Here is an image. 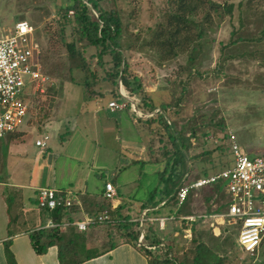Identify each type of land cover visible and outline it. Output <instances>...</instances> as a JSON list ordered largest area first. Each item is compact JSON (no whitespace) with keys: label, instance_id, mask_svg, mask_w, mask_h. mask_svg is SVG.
I'll return each instance as SVG.
<instances>
[{"label":"rangeland","instance_id":"rangeland-1","mask_svg":"<svg viewBox=\"0 0 264 264\" xmlns=\"http://www.w3.org/2000/svg\"><path fill=\"white\" fill-rule=\"evenodd\" d=\"M175 1H98L99 8L113 13L120 24L118 42L127 64L125 76L129 85L125 88L119 78L108 76L115 72L108 53L99 58L98 50L80 40L72 24L62 26L61 9L68 0H0V36L11 32L17 21L31 25L41 47L42 71L48 78L38 92L26 98L30 112L21 126L20 138L12 143L10 137L0 139V180L6 177L9 158H22L17 152L11 157L15 145L22 147L27 160L23 159L14 172L29 173L30 161L38 150L33 142L43 137L44 125L59 117L58 109L61 116L75 113L74 110L87 112L88 124L74 127L65 144H57L56 149L55 135L47 130L46 143L58 154L57 163H66L71 177L77 161L81 163L77 171L90 164L97 174L93 177L97 191L106 180L123 183L125 186L117 188L118 194L130 195L134 204L150 193L155 201L159 200L158 172L173 152L171 140L156 119L162 106L171 133L181 134L189 143L184 183L231 166L228 131L248 157L264 153V41H253L264 35V0H209L214 9L203 4L205 7H197L191 14L181 13L193 23L183 30L192 36L200 31L198 45L186 43L175 48L173 58L163 59L164 48L156 41L165 36L156 35L158 27L165 25L168 12L176 9ZM193 3L196 0H190L189 4ZM223 5L232 6L231 15L222 10ZM87 6L95 18V12ZM67 17H71V12ZM230 41L236 44L220 51ZM71 42L83 61L82 68L77 56L70 59L66 53L64 44ZM190 53L195 54L193 61L188 60ZM215 68L217 73H213ZM111 102L120 109L109 111ZM90 114H96V118ZM132 123L137 126V133ZM136 135L144 147L140 158L146 163H130L120 155L123 139H135ZM212 191L204 187L191 192L185 208L186 200L179 206L180 212L189 215L210 209L205 198ZM215 194V200L209 201L211 210L226 200L222 190ZM3 209L0 197V216ZM219 211H224L223 206ZM224 227V235L221 230L195 231L191 244L168 241L172 255L189 264L199 239L220 259V264H264V234L257 253L248 256L236 245L238 225L224 222ZM97 230L99 239L107 242L112 231L107 233L103 226Z\"/></svg>","mask_w":264,"mask_h":264},{"label":"crops","instance_id":"crops-1","mask_svg":"<svg viewBox=\"0 0 264 264\" xmlns=\"http://www.w3.org/2000/svg\"><path fill=\"white\" fill-rule=\"evenodd\" d=\"M74 112L75 113L61 116L59 115L58 109V112L56 113H58L59 117L54 119L55 116L53 115L51 118L52 120L54 119L52 123L42 127L41 131L44 132L43 137H46V140L44 141L45 147L39 148L34 145L36 141L42 140L43 137L41 139L36 138L34 140L33 145L38 148V150L35 151L34 156L30 161V171L28 174L23 175L19 172H14L17 165L21 164L23 159H27L23 153L22 147L20 148L19 145H15L11 148V157H13L12 154L14 155L17 152L16 154L21 155L22 158L19 159L17 156H14L17 158H9L7 164L8 169L5 172L6 177H3V180H0V197L4 203L2 216H0V264H60L56 245L49 246L43 253L37 254L33 250L30 243V235L33 234L34 231H47L53 229H56L60 234H63L65 241L67 239L74 240L75 242L84 245L86 250H92L96 253L95 257L84 260L78 264H150L146 255L142 252L141 246L137 244V240L121 241V239L117 238L114 240L116 243L111 248H108L106 245L107 242L103 239H99L100 235L98 234V227L91 229L87 228L83 232H79L74 228L42 229V227L49 221L69 222L81 219L82 214L87 213L84 212L80 199L93 198L96 201H99L101 199V193L103 192V187H101L98 191L95 188V181L93 182L95 178L93 177H97V174L93 172V168H91L92 166L90 164H85V170L79 169V171H77L76 169L81 164L77 161L78 165L73 172L74 176L71 177L72 172L68 169L66 163L62 162L61 165L58 164V154L51 151V149L47 146L46 141H48V136L46 135V132L52 131L53 135H55V142L53 146L54 149H56L57 144L61 146L65 144L67 135L71 133L74 127H82L88 124V120L86 119L88 116H86L87 112H82V114L80 112H76L75 110ZM90 115L93 116L92 118H96V114ZM60 118L61 120L59 121ZM132 125L137 133V126L133 123ZM21 126L15 132H12L14 134L10 133L7 135V137H10L8 138L9 141L12 139L11 143L16 141L17 137L19 139L20 135L23 133ZM13 135H15L14 139ZM84 138L87 139V137ZM143 150L144 147L139 144L138 137L136 135L135 139H123L119 152L120 155L125 157V159L130 161V163H146L148 161L140 158ZM219 171L220 170L217 172ZM105 182L111 181L106 180ZM111 184L115 190V198L113 201L105 202L109 207V211L112 213L117 212V216L119 217L126 216L128 218L127 222L138 224L136 228L133 227V230L136 233L138 232L136 239L142 235L141 245L145 247H153L155 245L143 239L144 233L141 231L143 230V224L140 222V215L146 211L149 212L147 214L148 219H154L160 216L174 217L173 221L166 223L162 229H158L155 223L151 224L153 227L152 230L155 234L154 237H156L155 239L161 242L159 245H164L168 249H171L170 245H168V241L170 240L175 243L191 244L192 240L195 238V231H199L201 233L217 230L219 233V230H221L223 235L227 233L222 219L214 218L215 220H211L207 218L204 220H194L192 222L178 219L180 217L184 218L188 216H201L215 213L211 210V202L208 203L210 206V212H205L203 210L200 213H191L189 215H184L181 212L178 213L177 210L180 209V207H177L175 203H171L170 206L167 205L166 207H164L162 202L158 205V207L151 205L150 203L147 204L146 208H142L141 205L147 200L148 195L145 200L136 201L134 204L132 202L133 198L130 195L123 197L122 194H118L117 188L125 186L123 183L118 184L114 181L113 183L111 182ZM40 188H53L56 191V194L60 195L69 193L73 196L74 200L79 202L81 212H79L76 207H72L71 210H75V213L69 216V221L66 220L65 217H61L57 221L52 220L48 212L37 207L36 193ZM10 192L13 193V195H11L13 198H11V203L9 202L8 204V201H10ZM153 201L155 202L154 199ZM186 205L187 204H185V206ZM91 214H93V212ZM187 234L190 235L189 239H186L185 237ZM106 239L109 240V237ZM197 242L198 241L195 243Z\"/></svg>","mask_w":264,"mask_h":264},{"label":"trees","instance_id":"trees-1","mask_svg":"<svg viewBox=\"0 0 264 264\" xmlns=\"http://www.w3.org/2000/svg\"><path fill=\"white\" fill-rule=\"evenodd\" d=\"M86 1V3H84ZM99 0H68L67 5L61 9V20L62 26L65 24H72L73 30L78 36L80 40H83L87 43L88 46L94 47L98 50L97 56L101 58L104 54H109L111 56V61L113 64L114 73L112 75H108L110 79L119 78L123 87L128 88V81L125 76L126 71V62L122 57V53L120 51V46L118 42V36L120 34V24L118 18L111 12H105L99 8L98 5ZM194 1V0H191ZM190 0H176V9L170 10L168 12L167 18L165 20V25H161L158 27L159 32L157 36H162L165 38L163 40H157L156 43L159 47L164 48V53L161 54V57L164 58H173L175 56V48L180 47L186 43L194 42L198 45V40L200 37V31L197 32L195 36L189 34V32L183 30V28L187 25H193L192 22L187 20L181 13L187 12L191 14L197 7H205L203 4H208L209 8L214 9V6L210 3L209 0H196V3L192 5L189 4ZM87 4L90 6V9L95 12L96 17L94 18L92 14H90L89 8ZM222 10L227 14L231 15L232 6L231 5H223ZM71 12V19L67 17V13ZM208 16H205L204 19H207ZM196 29L200 27V23L196 24ZM164 35V36H163ZM63 38V37H61ZM264 41V35H261L258 39L253 40L256 43ZM238 41V40H237ZM252 41V40H249ZM236 41H230L228 44L221 46L220 51L224 50L230 45H235ZM66 53L70 59H74L76 56L79 59L80 67L82 68L83 61L80 58L79 53L77 52L74 43L64 44ZM243 56V55H242ZM195 54L190 53L188 56L189 61H193ZM78 67V66H76ZM218 68V67H217ZM217 68L213 70V73H217ZM51 88V87H50ZM53 89V88H51ZM134 90L132 89L131 92ZM33 96L31 97V99ZM29 98V100H31ZM34 99V98H33ZM27 102V110L26 116L30 112V106L28 107ZM51 105V102H50ZM165 106L161 107V111L156 113L157 122L163 127L164 132L168 135L169 140H171V144L173 147V152L166 159L167 163L164 164L161 171L158 172L159 182L157 187V192L159 193V200L153 201L154 196L152 193L148 195L147 200L141 205L142 208H146L147 204L158 205L163 202L164 207L167 205L170 206L171 203H175V194L180 187L181 183L185 181L187 178V170L185 169V163L187 161L186 150L189 148V143L187 139L183 138L181 134L171 133V125H169L164 118L163 110ZM25 116V117H26ZM227 139V136H226ZM229 149V147H228ZM208 153V152H206ZM230 154V153H229ZM180 168V169H178ZM204 175L202 177H206ZM184 177V178H183ZM197 179V178H196ZM223 183L216 182L211 184L208 187L209 190H213L205 200L209 203L211 200H215L216 194L222 190ZM204 189V188H203ZM201 190V189H200ZM103 191V188H102ZM10 201L13 198V193L10 192ZM190 193L186 196L184 204L188 203ZM104 201V202H103ZM106 200L103 199L101 193V199L96 201L95 199L89 198H81L80 203L83 207V210L88 215L99 214V213H107L109 219L112 220V223H102L98 225H93L91 228H96L103 226L107 228L108 231H112V234H109V240L106 245L108 248H111L115 243L117 238L121 239V241H136L138 232L136 233L133 230V227H137L138 224L127 222L128 218L117 216V212L112 213L109 211L108 205L105 203ZM183 205V204H182ZM9 206V205H8ZM219 205L216 210L213 212L217 213L220 210ZM163 207V208H164ZM160 208V207H159ZM162 208V207H161ZM185 208V205H184ZM210 209H205L204 211H209ZM180 213V209L177 210ZM210 212V211H209ZM52 220L57 221L61 217H65L66 220H70L69 216L75 213V210H65L64 208H56L50 212H48ZM149 212H145V216ZM119 219H118V218ZM152 225L149 223L143 224V239L148 241L149 243L155 244L153 249H146L141 246L142 252L148 258L150 264H187L184 260L177 261L175 257L172 255L171 250L167 247L160 246L161 243L159 240L155 239L154 232L152 230ZM30 243L33 250L37 254H41L45 251V249L49 246L56 245L58 249V260L60 264H78L84 260L93 258L96 256L92 250H86L84 245L81 243L75 242L74 240H64L63 234H60L56 229L53 230H39L34 231L33 234L30 235ZM192 250V258L189 264H220L221 261L217 258L212 250L202 243L199 239L198 242L194 244Z\"/></svg>","mask_w":264,"mask_h":264},{"label":"built area","instance_id":"built-area-1","mask_svg":"<svg viewBox=\"0 0 264 264\" xmlns=\"http://www.w3.org/2000/svg\"><path fill=\"white\" fill-rule=\"evenodd\" d=\"M47 81L48 78L41 66V47L33 28L26 21L15 22L11 32L0 36V139L15 132L23 124L27 110L26 98L38 92V88ZM108 109L112 112L120 107L111 102ZM226 136L232 160L231 166L215 174L191 180L189 183L182 182L175 194V205L178 207L189 193L222 182V191L226 200L220 205L223 206L224 211L178 219L192 222L217 218L231 225H238L237 248L242 253L253 256L257 253L264 234V153L248 157L236 144L230 131ZM45 140L46 137H43L34 145L43 148ZM102 197L106 201L114 200L115 190L110 182L103 184ZM36 203L37 207L44 211H52L56 208L70 210L76 207L81 212L80 204L73 196L69 193L56 194L53 188L38 189ZM173 218L160 216L148 219L143 212L140 215V222L155 223L158 229H162L166 223L173 221ZM105 222L112 223L105 212L82 214L81 219L75 221H49L42 229L74 228L83 232L93 225ZM185 237L189 239L190 235L187 234ZM141 242L142 235L138 237L137 244L146 249H153L141 245Z\"/></svg>","mask_w":264,"mask_h":264}]
</instances>
